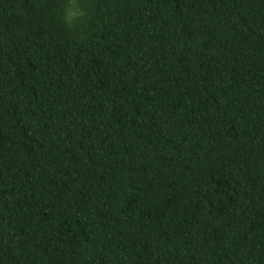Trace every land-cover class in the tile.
<instances>
[{
	"label": "trees",
	"instance_id": "trees-1",
	"mask_svg": "<svg viewBox=\"0 0 264 264\" xmlns=\"http://www.w3.org/2000/svg\"><path fill=\"white\" fill-rule=\"evenodd\" d=\"M0 264H264V0H0Z\"/></svg>",
	"mask_w": 264,
	"mask_h": 264
}]
</instances>
